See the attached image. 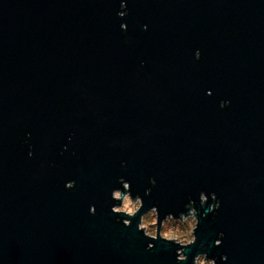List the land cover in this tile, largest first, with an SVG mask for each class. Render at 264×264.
<instances>
[{"label": "water", "instance_id": "obj_1", "mask_svg": "<svg viewBox=\"0 0 264 264\" xmlns=\"http://www.w3.org/2000/svg\"><path fill=\"white\" fill-rule=\"evenodd\" d=\"M121 176L144 202L127 228ZM202 189L221 207L186 264H264V0H0V264H176L140 215Z\"/></svg>", "mask_w": 264, "mask_h": 264}, {"label": "clouds", "instance_id": "obj_2", "mask_svg": "<svg viewBox=\"0 0 264 264\" xmlns=\"http://www.w3.org/2000/svg\"><path fill=\"white\" fill-rule=\"evenodd\" d=\"M128 15L126 3H121V11L118 16L123 18ZM121 29L126 31L127 25L121 24ZM146 27V26H145ZM201 53L199 50L195 52V59L199 60ZM211 94L210 92L208 93ZM230 105L229 101H221L220 108L224 109ZM30 135V134H29ZM29 156L33 155L31 147L29 148ZM75 155V153H73ZM122 166L124 162H121ZM58 166V165H57ZM148 182L151 187L145 189V195H150L152 188L156 186L155 177H149ZM117 183L121 187L114 188L111 192V198L118 203L111 206V212L116 215L117 222L122 223L124 227H130L132 219H134L143 207V199L137 193L135 196L132 194L131 182L125 177L121 176L118 178ZM76 185L75 180H70L65 184L66 189H72ZM187 203L184 205V209L176 214L169 212L165 215L163 220H160L159 212V201L153 203V206L146 212L140 215L139 223L137 225V231L142 232L143 236L149 240L155 241L161 239L165 242H170L175 245H179L176 250V264H186L188 256L186 255L185 249L196 243L197 236L196 230L199 226L201 216L207 218L208 214H212V218L215 219L218 214V210L221 207V201L215 192H207V190H200L198 193V199H194L192 195L185 197ZM210 201V203H209ZM199 204V209L196 205ZM89 213L95 215V205L89 206ZM127 217V218H121ZM177 220L181 224L186 225V230L181 232L179 225L175 228L168 227L166 230H158L154 226L157 224H164L165 221ZM224 240V233L220 232L217 234V238L214 241L215 247H221ZM155 247L153 243H148L146 250H151ZM201 248L204 244L201 243ZM227 264L228 256L222 254L219 257L209 258L206 252H200L193 258L192 264Z\"/></svg>", "mask_w": 264, "mask_h": 264}, {"label": "rangeland", "instance_id": "obj_3", "mask_svg": "<svg viewBox=\"0 0 264 264\" xmlns=\"http://www.w3.org/2000/svg\"><path fill=\"white\" fill-rule=\"evenodd\" d=\"M177 225H179V229H180L181 232L186 230V227H187L186 225L183 226V225H181L179 223H176V224L175 223H171L170 221L165 222L163 224L161 230H166L168 227L175 228ZM154 227L157 229V225H155Z\"/></svg>", "mask_w": 264, "mask_h": 264}, {"label": "trees", "instance_id": "obj_4", "mask_svg": "<svg viewBox=\"0 0 264 264\" xmlns=\"http://www.w3.org/2000/svg\"><path fill=\"white\" fill-rule=\"evenodd\" d=\"M167 222V221H166ZM171 223H179V224H181L179 221H175V220H173V221H170ZM181 225H183V226H185L184 224H181Z\"/></svg>", "mask_w": 264, "mask_h": 264}]
</instances>
